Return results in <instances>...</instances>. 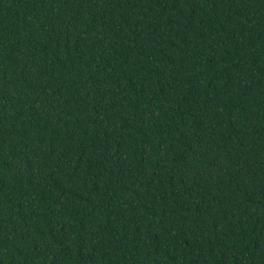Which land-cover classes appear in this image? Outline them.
I'll return each mask as SVG.
<instances>
[{"label": "trees", "instance_id": "trees-1", "mask_svg": "<svg viewBox=\"0 0 264 264\" xmlns=\"http://www.w3.org/2000/svg\"><path fill=\"white\" fill-rule=\"evenodd\" d=\"M0 264H264V0H0Z\"/></svg>", "mask_w": 264, "mask_h": 264}]
</instances>
